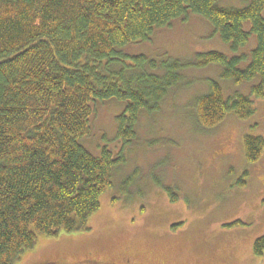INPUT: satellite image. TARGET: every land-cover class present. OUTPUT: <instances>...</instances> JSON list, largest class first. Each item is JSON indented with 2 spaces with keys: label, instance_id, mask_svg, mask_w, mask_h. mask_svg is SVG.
<instances>
[{
  "label": "trees",
  "instance_id": "16d2710c",
  "mask_svg": "<svg viewBox=\"0 0 264 264\" xmlns=\"http://www.w3.org/2000/svg\"><path fill=\"white\" fill-rule=\"evenodd\" d=\"M245 2L223 8L220 0H0V264L19 262L40 235L90 230L115 168L125 162L107 147L94 156L82 143L99 103L126 102L117 136L128 145L141 112L159 111L186 67L218 65L236 85L259 79L252 97L264 99V0ZM190 14L208 20L238 55L208 52L183 63L124 52ZM252 36L255 49L240 53ZM195 108L207 129L231 112L242 120L255 114L250 97L225 98L216 82ZM244 147L256 163L264 138L246 135ZM263 253L261 237L255 254Z\"/></svg>",
  "mask_w": 264,
  "mask_h": 264
},
{
  "label": "rangeland",
  "instance_id": "374dc122",
  "mask_svg": "<svg viewBox=\"0 0 264 264\" xmlns=\"http://www.w3.org/2000/svg\"><path fill=\"white\" fill-rule=\"evenodd\" d=\"M245 1L220 0V6L244 8ZM256 45L252 36L240 53ZM124 49L131 56L183 63L208 52L238 55L195 14ZM222 72L218 65L186 67L160 110L141 112L136 138L128 145L117 136L126 102L99 103L82 143L94 156L104 147L124 156L113 187L102 196L89 231L40 235L16 264H264V253L255 254L256 240L264 237V151L249 163L244 147L246 135L264 138V99L252 97L259 79L236 85ZM213 82L225 98L250 97L255 114L242 120L231 112L217 127H203L195 107Z\"/></svg>",
  "mask_w": 264,
  "mask_h": 264
}]
</instances>
